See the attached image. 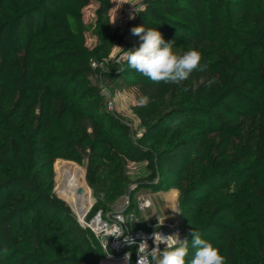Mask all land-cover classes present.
Segmentation results:
<instances>
[{
  "label": "trees",
  "instance_id": "1",
  "mask_svg": "<svg viewBox=\"0 0 264 264\" xmlns=\"http://www.w3.org/2000/svg\"><path fill=\"white\" fill-rule=\"evenodd\" d=\"M96 1L90 47L83 10L92 0H0V264L105 257L54 191L58 160L85 166L94 194H104L87 221L132 182L130 211L142 191L177 189L188 258L193 229L227 264H264V0H144L129 32L157 28L174 52L194 48L207 65L179 85L153 82L126 60L104 66L124 35L111 28V0ZM135 37L126 50L139 47ZM102 79L136 89L139 136L104 106ZM130 162L151 171L132 180Z\"/></svg>",
  "mask_w": 264,
  "mask_h": 264
},
{
  "label": "clouds",
  "instance_id": "2",
  "mask_svg": "<svg viewBox=\"0 0 264 264\" xmlns=\"http://www.w3.org/2000/svg\"><path fill=\"white\" fill-rule=\"evenodd\" d=\"M135 12L134 9L130 18H134ZM112 23H115V20ZM131 33L138 36L142 42L134 51L117 46L122 50L120 60H126L131 69L153 82L162 81L179 85L188 79L193 71L203 72L207 69L206 64H201L202 54L198 50L193 48L183 53L174 52V41L166 42L157 28L133 27ZM214 83L215 80H209L208 86L211 87ZM148 103V96H142L139 100L140 106H147ZM107 235L116 236L112 233ZM122 235L124 232L121 231L116 237ZM190 235L193 237L191 246L195 249L191 258H188L189 241L187 238L182 240L179 233L164 235L160 231H154L151 235L154 246L151 248L147 239H142L138 247L134 239L125 237V242L137 248L136 264H227V258L209 240L202 238L199 231L192 229ZM103 244L105 248L103 255L111 257L112 253L104 239ZM161 245H164L163 249ZM0 252L7 254L8 249L5 247ZM131 256V251L125 254V264H131Z\"/></svg>",
  "mask_w": 264,
  "mask_h": 264
},
{
  "label": "rangeland",
  "instance_id": "3",
  "mask_svg": "<svg viewBox=\"0 0 264 264\" xmlns=\"http://www.w3.org/2000/svg\"><path fill=\"white\" fill-rule=\"evenodd\" d=\"M143 7H144V0H111V6H110V11H109V19H110L111 28L113 30H117L119 34H123L124 38L121 43L113 47L110 56L105 60L106 63H104V66H106V64L110 60H112L113 62L122 61L120 60V57L122 55V50L119 49L117 46L126 50L128 47L130 46L134 47L137 44L135 35L129 32V27L135 21V19L137 18L138 12ZM97 8H98L97 1L92 0L91 4L85 7L83 10V18L86 23L85 34L87 38V44L90 47H94L98 39L97 34L95 32ZM134 9L136 10L134 14V18H130V16H132L134 13ZM114 20H115V23H112ZM94 82L97 85L99 93L104 96L103 103H104V106L107 108V110L111 111L113 114L121 118L125 123H127L131 127V130L136 133V136H139L142 129L139 127V120L137 119L136 115L133 113V107L136 104H138L136 89L124 83L114 82L109 79H102L98 81L95 80ZM119 83L121 84L119 85ZM112 87H117V91L113 96H111L108 91V89ZM58 161L56 163L57 167H58ZM70 162L75 163L76 165L80 167L81 174L83 171L85 182L87 183V186L91 190L92 197L95 196L97 198V201L100 200L104 202L105 201L104 194L100 193L98 195H95L93 190L89 186L86 180V176H85L86 167L83 165H79L73 161H70ZM54 169H55V164H54ZM150 171L151 169L149 168L147 162H139V163L130 162L128 163V166H127V173L132 180L146 176L150 173ZM55 177H56V181H55L54 191L56 195L60 198L61 197L64 198L66 200V203L70 205V202L67 200L65 194L63 193L61 187L59 186V181L63 178L62 171L61 172L59 171L58 180H57V173L55 171ZM134 185L135 184L133 182L130 183L127 187L125 194L117 198L114 202L108 203L107 204V207L109 208L108 211L118 210L121 207V205L126 201V198L129 196V192L133 190ZM141 193L146 194V193H149V191H142ZM95 203L91 205V207L87 211L86 217L90 213ZM105 213L106 211H104L103 214ZM74 214L79 221L78 215L76 213ZM161 217L163 216L161 215ZM161 217L157 216L156 214H153V212L148 209L146 213L144 214L143 219L147 218V219H150L152 222L157 223L158 219L162 220ZM162 221H164L165 223L177 222L178 229L180 230V234L182 235V238H183V234L186 229L180 219L179 214H177L176 216H172L169 219H163ZM86 222H89V221H86Z\"/></svg>",
  "mask_w": 264,
  "mask_h": 264
},
{
  "label": "built area",
  "instance_id": "4",
  "mask_svg": "<svg viewBox=\"0 0 264 264\" xmlns=\"http://www.w3.org/2000/svg\"><path fill=\"white\" fill-rule=\"evenodd\" d=\"M151 206L152 203L150 199H148L145 194H141L136 198V208L130 211L128 210L130 207V197L128 196L118 210L108 211L105 215H103L102 211H99L91 221L86 222L87 227H89L100 239L103 248L104 244L102 236L109 233L119 236L121 231L124 232V235L120 237L107 235L109 239L106 242L112 255L111 257L105 255L100 264H125V254L130 251L132 252L131 261L134 258V263L136 264L137 248L126 243L125 237L134 239L137 247L142 239H147L149 248H151L154 246L151 239V235L154 231H160L164 235H170L173 233L180 234L177 222L165 223L164 221L159 220L160 224L164 223L160 226V224H158L159 221L154 223L150 219H143L144 214L151 208ZM96 217L99 218L101 223L99 230H95L92 227V223ZM180 238L182 239L181 234ZM160 247L163 249L164 245H161Z\"/></svg>",
  "mask_w": 264,
  "mask_h": 264
},
{
  "label": "bare ground",
  "instance_id": "5",
  "mask_svg": "<svg viewBox=\"0 0 264 264\" xmlns=\"http://www.w3.org/2000/svg\"><path fill=\"white\" fill-rule=\"evenodd\" d=\"M58 165L63 173V178L59 181V186L80 221L85 223L87 221V211L94 203L91 190L84 182L78 165L66 160H59ZM79 190L82 192L78 193ZM100 226L99 218L96 217L92 223V227L95 230H99Z\"/></svg>",
  "mask_w": 264,
  "mask_h": 264
},
{
  "label": "crops",
  "instance_id": "6",
  "mask_svg": "<svg viewBox=\"0 0 264 264\" xmlns=\"http://www.w3.org/2000/svg\"><path fill=\"white\" fill-rule=\"evenodd\" d=\"M145 195L152 203V206L149 210L159 217L162 215V220L169 219L172 216L179 214V191L177 189H169L156 193L149 192Z\"/></svg>",
  "mask_w": 264,
  "mask_h": 264
},
{
  "label": "water",
  "instance_id": "7",
  "mask_svg": "<svg viewBox=\"0 0 264 264\" xmlns=\"http://www.w3.org/2000/svg\"><path fill=\"white\" fill-rule=\"evenodd\" d=\"M85 176H86V171H85ZM54 180L56 181V177L54 178ZM82 191L81 190H79L78 191V193H81ZM64 200V199H63ZM93 200H94V203L97 201V198L95 197V196H93ZM65 201V200H64ZM66 202V201H65ZM93 203V204H94ZM68 204V203H67ZM69 205V204H68ZM69 207L71 208V210L75 213V211L72 209V207L69 205ZM91 221V220H90ZM79 222H80V224L82 225V226H84V227H87V224H86V222L85 223H83V222H81L80 221V219H79ZM103 239L105 240V241H107L108 239H109V237L106 235H104V236H102V241H103Z\"/></svg>",
  "mask_w": 264,
  "mask_h": 264
}]
</instances>
